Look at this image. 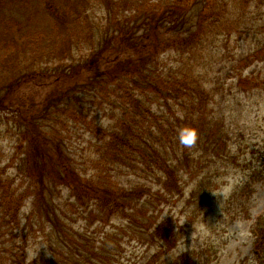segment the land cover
I'll list each match as a JSON object with an SVG mask.
<instances>
[{
  "label": "rangeland",
  "instance_id": "rangeland-1",
  "mask_svg": "<svg viewBox=\"0 0 264 264\" xmlns=\"http://www.w3.org/2000/svg\"><path fill=\"white\" fill-rule=\"evenodd\" d=\"M30 1L0 0V99L4 103L0 108V200L5 201L4 195H9L17 200L14 207L21 205L14 223L6 222L2 217L5 211H0V244L4 242V247H12L15 242L17 248L21 245L29 253L27 259L35 264L51 263L53 250L59 256L64 254L67 262L71 260L69 257L76 259L70 249L60 246L58 223L45 219V215L35 207V193L43 186L46 204L50 207L51 203L58 204L59 215L62 218V215L66 216L64 223L68 231L75 232V236L81 239V242L75 241L83 249V256H79L82 263L147 264L152 261L150 264H170L168 261L173 257L189 252L195 255L199 264H241L247 257L246 264H257L253 226L258 216L264 215V179L250 185L246 184V178L249 171L261 165L260 152L264 144V17L261 20L243 18V0H228L224 9L230 22L222 20L219 29L204 40L203 43L207 41L205 51L202 52V46L198 45L193 51L194 55L176 53L171 49L158 53L157 67L180 68L182 74L190 73L191 77L202 83L200 93L207 97L203 115L205 119L210 118L209 124L215 126L213 122H216V126H221L229 148L218 151L221 157L210 156V151L206 152L202 157L206 164L203 169L201 166L204 164L197 166L199 161L191 163L188 169L182 166V160L178 161L179 165L181 163L177 168L182 194L163 190L157 179L159 175L153 170H140V167L133 170L128 166L118 170L115 180L120 185L152 187L143 197L141 215L138 214L151 215L149 220H138L146 225H154L145 230L137 226V219L121 216L101 225L99 212L95 213L98 218H93L91 214L93 205H73L75 200L70 198L65 187L47 178L42 185L35 181V173L30 175L34 167L31 168L24 161L27 143L21 148L17 145L22 133L29 122L43 115L51 102L55 105L58 95L66 93L67 87L72 85L70 80H63L61 70L49 64L52 57L57 54V60L66 56L75 62L77 58L80 60L88 56L98 42L100 44L97 30L93 34L82 23V27L78 25L79 28L74 27L73 22L70 26L54 28L51 12L43 7L45 0ZM126 1L128 5H124L125 10L120 13L123 16L129 15L136 3L144 2L146 8L158 0ZM103 3V0L93 3L88 11L90 16L96 17L97 22L105 21L108 15ZM9 25L13 29L11 33L7 32ZM18 27L20 29L16 30ZM206 29L209 31L210 27L206 26ZM38 32H46L45 37L41 34L36 39ZM12 33L17 39L13 40ZM112 46L103 56L104 61L130 56L140 59L141 54L146 53V50L140 51L119 39ZM78 74L83 78L79 79ZM78 74H75L76 79L87 81L94 70L82 67ZM69 79L73 83L76 80ZM109 87L117 89L114 97L119 101H128L123 87H115V84H109ZM54 93L57 94L55 98ZM189 93L181 94L177 99L170 98L168 104L171 107L163 101L153 104V109L171 117L172 112L183 115L185 105L182 106V101ZM116 94H122L121 98ZM185 102L191 106L188 99ZM63 114L61 110L59 116H55L57 123L55 121L51 130L55 137L51 143H55V147L53 150L49 148L46 161L52 160L50 156L53 154L52 164L56 165L58 155L54 153L62 149L66 152L59 156L64 161H74L72 163L83 175H99V172H95L99 170L95 163L101 158L99 149L105 143L100 136L101 130L111 131L108 129L116 124L115 113L108 107L90 108L86 115L90 122H86V117L84 121H78L66 114L67 121H64ZM175 136L178 154L181 148ZM66 153L71 158L67 159ZM174 160L176 163V158ZM207 171L209 174L202 179L201 176ZM221 190L226 192L225 196L217 194ZM34 211L36 213L32 216ZM163 221L166 231L174 228L173 237L167 238L165 244L162 242L163 236L156 237L154 234L155 227ZM87 236L91 237L92 242L86 244ZM100 239L111 241L97 248L94 254L92 245H99ZM41 243L45 245L38 252L37 245ZM158 246L161 248L160 254L151 256Z\"/></svg>",
  "mask_w": 264,
  "mask_h": 264
},
{
  "label": "trees",
  "instance_id": "trees-1",
  "mask_svg": "<svg viewBox=\"0 0 264 264\" xmlns=\"http://www.w3.org/2000/svg\"><path fill=\"white\" fill-rule=\"evenodd\" d=\"M99 1L102 0H45L43 7L51 12L54 28L56 26H70L71 22L74 23V27L79 28L78 25L82 27V23L84 26H88L93 34L97 30L100 44L98 42V46L95 45L88 56L86 55L80 60L77 58L75 62L70 61L66 56L59 58V61L56 59L57 54H54L49 64L56 67V70H61L63 80H70L72 85L67 87L66 93L58 95L57 102H54L55 105L51 102L45 108L43 115L41 114L29 122L30 124L22 133V138L17 145L21 148L23 144L26 145L27 143L24 161L31 168L34 167L30 175L35 173L34 176L32 175L36 178L35 181H39L43 185L45 178H47L50 182L62 185L69 191L70 198H74L75 204L73 205L78 207L81 203L84 206L93 205L91 214L93 218H98L95 213L99 212L101 225H103L102 222L114 221L113 219L118 216L135 218L137 221L149 220L151 215L142 213V216H139L138 214L141 211L140 205L144 201L143 197H146L152 187L149 186L146 189L145 185H120L115 180L118 176V170L127 166L133 170H136L137 167H140V170H153L156 175H159L157 179L161 182L159 184L161 188H164L163 190L182 194L183 189L178 180L179 169L177 166L182 163V166L184 165L188 169L191 167V163L196 161H199L197 166L202 165L204 164L202 157L206 152L210 151V156L221 157L218 151L229 148L228 140L223 135L221 126H216V122H213L215 126L212 123L209 124L210 118L205 119L203 115L206 112L207 97L200 93L199 87L202 86V83L191 77L190 73H187L188 75L182 74L179 67L177 69V67L169 66L165 69L156 65V57L161 51L166 52V50L171 49L177 51L176 53L186 52L187 55H194L193 51L198 45L202 46L200 49L202 52L205 51L207 41L203 43L204 40H207V37L212 36L216 29H219L222 20L230 22L224 9L228 0H158L157 3H153L151 7L147 5L146 8H144V2H139L130 9L129 15L124 16L120 13L121 10H125L123 6L128 5V1L103 0V9L108 15L105 21L102 19V22H97L96 17L90 16L88 11L93 3ZM241 2L243 18L263 19L264 0H243ZM206 26L210 27L209 31H207ZM258 27L260 26H256V28ZM262 27L264 28V25ZM19 29L18 27L16 30ZM8 30L9 33L13 31L10 25ZM41 34L45 37L46 32ZM41 34L38 32L36 39L40 38ZM12 37L13 40L17 39L13 33ZM118 39L120 42L132 45L140 51L146 50V53L144 51L140 59L130 56L125 59L114 57L104 61L103 56L107 54L110 45L112 46L113 42ZM115 50L119 51V49ZM82 67H86L87 70H94V74L87 81H79L83 78L78 74L82 71ZM75 74H78L80 78L76 79ZM69 78L76 80L73 83ZM109 84H115V87H123L128 101L125 99L119 101L118 98L114 97L117 89L110 88ZM188 91L190 93L186 98L191 106L186 105V98L184 101L181 100L184 102L182 106L185 105L183 115H176V112H172L173 117H171L153 109V104H159L163 101L168 107H171L168 104L170 98L177 99L181 94ZM122 94L116 95L121 98ZM53 95L55 98L57 94L54 93ZM3 104L0 99V108H3ZM106 107L115 113L116 124L108 129L111 131L101 130L100 136L104 138L105 143L99 149L101 158L95 163L99 168L95 172H99V175L90 177L87 174L83 175L75 163H72L74 161L71 159L64 161L59 156H63V153L66 152L62 149L56 150L54 153L58 155L56 165L53 166L52 164L53 154L50 156L52 160L46 161L47 155L50 154V152L48 153L49 148L53 150L55 147V143L54 145L51 143L53 139L55 140L51 130L57 119L55 116H59L61 110L75 120L84 121L90 108L94 110L95 108L106 109ZM188 109H191V113ZM119 111L121 113H118ZM194 113L197 114L193 115ZM64 114L62 117H64V121H67ZM86 122H90L87 117ZM185 128H195L198 133L197 143L191 148L179 142V130ZM174 134L181 148L178 154L175 150ZM107 137L111 138L107 139ZM260 153L261 165L247 173L246 184L251 185V183L264 179V144ZM66 157L67 159L71 158L69 154ZM180 160L182 162L179 165L178 161ZM204 166L206 164L202 165L201 169ZM208 174L209 171L203 174L201 178H206ZM42 187L35 193V207L45 215V219L58 223L57 237L60 239V246L70 249L71 253L76 256L75 260L69 257L71 260L67 262L64 254L59 256L53 250V258H50L51 263L49 264H85L81 262L79 257L83 256L81 254L83 249L81 246H77L75 241L81 242V239L75 236V232L70 231L71 234L68 231L64 223L66 216L62 215L64 217L62 218L58 213L60 206L55 202L51 203V207L46 204ZM192 192L195 194L194 190ZM3 198L5 201L0 200V208H2L0 211H5L2 217L6 219V222L14 223L21 205L13 206L17 202L15 197L4 195ZM34 213L36 212L34 211L32 216ZM164 222L155 227L154 234L156 237L163 236L165 240L162 239V242L165 244L164 241L167 238L173 237L174 231L172 230L174 228L166 231ZM137 226L145 230L154 227V225H146L140 222ZM253 234L255 237L253 242L255 261L257 264H264V215L258 216L253 226ZM89 241H91V237L87 236L86 244ZM108 241L100 239L99 245L93 242L94 254L97 252V248L108 245ZM15 245V242L12 247H4V242L0 244V264H35L31 262L33 260L27 259L29 256L27 249H23L21 245L17 248ZM157 249V251L152 252L151 256L160 254L161 248L158 246ZM193 255L185 252L173 257L168 262L170 264H199ZM247 258H244L241 264H246ZM151 262L148 261L147 264Z\"/></svg>",
  "mask_w": 264,
  "mask_h": 264
},
{
  "label": "clouds",
  "instance_id": "clouds-1",
  "mask_svg": "<svg viewBox=\"0 0 264 264\" xmlns=\"http://www.w3.org/2000/svg\"><path fill=\"white\" fill-rule=\"evenodd\" d=\"M101 123H102V121H101ZM178 138H179V142L181 144L191 148L197 143L198 133H197V130L195 128L180 129ZM217 194H222V196H225L226 192L221 190ZM42 245H45V244L41 243V244L37 245V251L38 252H39Z\"/></svg>",
  "mask_w": 264,
  "mask_h": 264
}]
</instances>
